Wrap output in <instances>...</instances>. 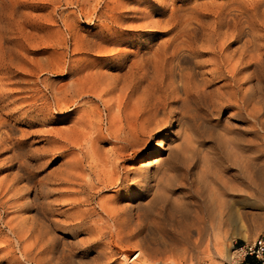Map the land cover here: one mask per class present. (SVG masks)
Here are the masks:
<instances>
[{"label": "rangeland", "instance_id": "obj_1", "mask_svg": "<svg viewBox=\"0 0 264 264\" xmlns=\"http://www.w3.org/2000/svg\"><path fill=\"white\" fill-rule=\"evenodd\" d=\"M252 1L255 0H0V95L12 96L0 98V203L5 204L0 207V264H25L20 258L18 247L14 246L15 242L9 247L1 245L4 239L2 237L6 234L12 236V242L16 241L5 222L10 218L15 219L13 224H16L30 218L33 212L30 211L32 202H36V206L41 210L45 204L41 190L47 184L50 187L48 199L53 203V211L49 216L53 212L51 218H59V224L62 222L60 227H55V234L58 236L55 249L61 257L60 264H123L120 254L131 255L140 244L159 246L162 241L181 238L179 235L185 223L197 220L198 217L203 218V240L197 249L187 247L189 260L183 264H230L231 243L234 240H250L264 232V181L261 184L262 192L255 183L259 172L263 171L264 175V54L245 52L243 42L252 39L249 33V22L252 18L248 14L251 13ZM143 15H149L151 18H143ZM206 20L208 22H205ZM218 23H221V28ZM194 29L200 33L190 40L189 47L186 45L189 39L185 32ZM213 29L218 30L221 35L215 38L216 36L212 35ZM228 29H236L235 34ZM178 31L180 32L177 35ZM178 45L180 47H177ZM155 48L157 49L154 50ZM158 50L161 52L158 53ZM141 53L142 56L187 55L182 59L181 65L194 73L199 88L202 87L198 94H193L194 97L188 101L186 106L189 105V109L185 107L186 121L179 122L175 134H169L167 128L164 132L154 131L153 136L147 140V145L152 147L158 146L157 142L161 137H166L178 155H172L170 151L162 152L157 155L159 160L154 166L145 168L144 163L155 157L148 158L147 152L142 150L140 154L136 153L131 159L120 164L119 171L122 175L127 174L123 176L128 183L122 190L100 184L90 189V193H79L76 191L79 189L78 185L63 182L58 178L65 176L69 171H73L82 179L85 176L84 179L89 182L104 177L108 168L103 161L113 144L105 141L95 147L93 143H89V138L92 126L99 120L98 117H105V106L96 98H85L79 100V106L76 105L71 110L56 109L55 106L49 105L50 102L55 104L53 90L57 87L65 89L72 83V78L78 77L77 65H82L83 73L87 75L95 72V65L101 62L102 56H130L134 59L135 56H141ZM188 56H191L190 60ZM220 57L222 60H219ZM192 60L193 62H189ZM106 65L102 71L111 77L121 75L127 69L114 68L115 63L112 61ZM216 67H219L218 71L215 70ZM203 72L205 75H202ZM197 75L200 78H197ZM237 79L241 81L237 82ZM44 84L48 85V90L44 88ZM245 92L249 93V101L244 105L241 98ZM112 96L114 95H106L105 99ZM237 101L239 103H236ZM93 105L95 112L90 118L87 111L91 110ZM212 105L215 108H212ZM83 111H86L88 116ZM187 112L191 114V118ZM63 133L66 135L65 139ZM71 133H76L73 138ZM68 136L72 138L68 141L71 142L70 145L65 143ZM75 136L78 140L83 137L81 142L79 141L80 144ZM54 138L56 140H53ZM74 142L78 143V146L75 147ZM102 158L104 159L101 160ZM139 168H142L141 173L151 181L149 186L152 192H148L150 195L144 194L133 184L132 177L136 176ZM248 169L252 170L254 181L250 190L247 182L250 181ZM18 174L23 178L15 187H23V191L16 195L15 190H8V185L14 182L13 177ZM222 177L224 182L229 181L224 183ZM174 179H177L178 183L175 184ZM171 182L175 187L170 186ZM211 183H217V187L226 193L225 198L223 197L224 203L219 206L221 209L214 208L215 205H209L205 201L210 186H214ZM130 186L134 187L136 194L129 195ZM233 186L237 188L234 189ZM217 187L215 185L214 188L218 189ZM231 187L235 193L233 190L230 192L228 188ZM165 189L170 193V197L164 196ZM176 194L182 196L181 200L185 198L183 201L187 202V210L172 208ZM154 195L158 197L155 201ZM177 195L175 197L181 198ZM99 205H104L108 211L127 209L129 213L133 212L131 214L136 221L142 220L141 230L122 232L119 236L113 234L108 238L98 237L93 232L95 230H71L69 223L73 216L87 208L94 207L99 210ZM25 238L23 246H28L34 239L31 236ZM219 249L225 258L217 255Z\"/></svg>", "mask_w": 264, "mask_h": 264}, {"label": "bare ground", "instance_id": "obj_2", "mask_svg": "<svg viewBox=\"0 0 264 264\" xmlns=\"http://www.w3.org/2000/svg\"><path fill=\"white\" fill-rule=\"evenodd\" d=\"M263 4H264L263 0H255L251 4V6H252L251 7V13H248L247 12L251 16V18H252V20L249 22L250 23V25H249V31L250 32L249 33H250V36H252V39H250L248 42H245V41H243V42L245 43V46L244 47H246L245 52L248 51L250 54L251 53L256 54L258 52H262V54H264L263 53L264 52V9L261 8V6H263ZM247 7H250V6H247ZM171 11L172 10H170V12ZM226 11L228 13V10H226ZM232 11L234 12V9ZM172 13H173V11H172ZM148 14H150V13H148ZM144 17L146 18V17H150V16L149 15L148 16H144L143 15V18ZM173 17H175V16H173ZM239 17H238V19H239ZM231 18L232 17H230V19ZM250 19H248V20H250ZM218 20H216V21H218ZM158 21H160V20H158ZM241 21H243V20H241ZM205 22H208V21L206 20ZM192 23H194V22H192ZM158 24H160V23H158ZM167 24H169V23H167ZM218 25H219L220 28L222 27L221 23H218ZM227 26H225V27H227ZM243 26L245 27V25H243ZM234 28H237V27H234ZM188 29H190V28H188ZM223 29H225V28H223ZM196 30L194 29L193 31H186L185 32V34H187L186 36L189 39L188 44H186V45H189V47L191 45V43H190L191 41L190 40H192L193 38H196L197 34L200 33V32L197 33ZM228 30H231V29H228ZM212 31H213V34L212 35L214 37L216 36L215 38H217V35H218V37H219V35H221L218 32V30L216 31V29H213ZM234 31H232V32L234 33ZM179 32L180 31H178L177 35L179 34ZM203 32H205V31H203ZM181 33H183V31ZM224 34H226V33H224ZM227 34H228V32H227ZM201 36H200V38H201ZM240 37H242V35ZM227 38H228V36H227ZM248 38H246V39L248 40ZM210 39H208V40L210 41ZM170 40H171V38H170ZM174 40L175 39H173V41ZM194 41H195V39H194ZM225 41H226V39H225ZM197 42H198V40H197ZM214 42H215V40H214ZM185 43H187V41H185ZM208 43H206V44L208 45ZM160 44H161V42H160ZM158 45H159V43H158ZM168 45H169V43H168ZM214 45H216V44L214 43ZM175 46H173V47L175 48ZM200 46H202V45H200ZM165 47H167V46H165ZM177 47H180V46L178 45ZM185 47L187 49H189V47H187V46H185ZM239 47L242 48L241 46H239ZM156 49L157 48H155L154 50H156ZM164 49H166V48H164ZM181 49H182V47H181ZM193 50H195V49H192V51ZM222 50H220V51H222ZM162 51H163V49H162ZM173 51H175V50H173ZM237 51H238V48H237ZM237 51L235 53H237ZM160 52L161 51H159L158 53H160ZM166 52H168V51H166ZM166 52H163V53L167 54ZM178 52H180V51H178ZM181 52H182V50H181ZM145 53H146V51H145ZM154 53H156V52H154ZM182 53H184V51ZM124 54H126V53H124ZM258 54H260V53H258ZM175 55H176V52H175ZM175 55L174 56H168V55L167 56H159V55H157V56H147V55L146 56H142V53H141V56H135L136 58H134V59H131L130 56H118L117 58H115V56H114V58L112 56H102L101 57L102 58L101 62L99 61L95 65L97 67V69L95 70V72H92L91 74L89 73V74L86 75L85 73H83L84 67L82 65H80V66L77 65L76 75H78V77L76 76V78H74V79L72 78V81H71L72 83L70 82L71 84L68 87H66L65 89L64 88L63 89H57L58 87L57 88L54 87L55 89L53 90V95L52 96H53V99L55 101L54 102L55 104H53V102H50L51 104H49V105L55 106L56 109H60V110L70 109L71 110L72 107L74 108V106L78 105L79 100H82V99H85V98H91V99L92 98H96L97 100L103 102V104L105 106V117H102V119H101L100 118L101 115H100V117H98L99 118L98 122L96 121V125H94L95 127L91 125L93 127V129H91L92 132H91V136L89 138V143L90 142L93 143L95 147L96 146H100L101 144L99 145V143L105 142V141H108V142L110 141L113 144V146L106 153L107 158L106 159H104V158L101 159V160L104 159L103 162L105 164V167L108 168V169H106L107 171L105 170L104 177H101L99 180H96V181H95V179H94V181L93 180H90L91 182H89V180L86 181L84 179L85 176H83V179H82V178L78 177V175L76 173H73V171L72 172L69 171V172H67V174L65 176L59 177L58 180H61L63 182L69 183V184H73V185L76 184V185H78L79 186V189L76 190V191H78L79 193H90V191H89L90 189L92 190V188L94 189L95 186L100 185V184L101 185H106V187L107 186L118 187V188H120L122 190L124 187H126V184H128V183H127L126 178L123 176L126 173H123V175H122L120 173V171H119V166L125 160L131 159L134 154L139 153V152H141L143 150V151L147 152L148 158L155 157L152 160L148 161L147 163H144L145 168H149L152 165L154 166V164L157 163V161L159 160L158 158H156L157 155L158 154H161L162 152H166L167 153V152L170 151L169 153H172V155L173 154L174 155L175 154L178 155V152H176V150H174V149L171 148V143L166 140V137H161L158 140V142H157L158 143V146H152L151 145L152 147H149V145H147V140H149L153 136L152 133L154 131L164 132L165 129L169 128V134H175V132H176V129L175 128L177 127V125L179 124L180 121L184 120L185 111H186L185 110V107L188 108V106H189V105L186 106L187 103H189L188 101L190 100L191 97H194L193 94H195L196 92L198 94V90L200 89L199 88V85H198V83L196 81V77H195L194 73H192L189 70H187L184 65L183 66L181 65L182 59H185L187 55L186 54H185L186 56H182V55L181 56H175ZM192 57H194V56H192ZM221 57H222V55H221ZM221 57L219 58V60L221 59ZM190 58H191V56L189 57V60H190ZM192 59H195V58H192ZM240 59H241V57H240ZM199 60H200V58H199ZM111 61L115 63V67L114 68H116V69H125V68H127L126 71L123 72L121 75H117L116 74V76H112V77L111 76H108V75L106 76L104 74L105 71L103 72L102 71V68L105 67V66H107L106 64L110 63ZM189 62H193V60L192 61H189ZM197 62H199V61H197ZM230 62H231V60H230ZM241 62H244V61L241 60ZM187 63L188 62H186V64ZM212 63H213V61H212ZM252 63H254V62H252ZM76 64H79V63H76ZM221 64H222V62H221ZM224 64H226V63L224 62ZM258 64H259V62H258ZM262 64H263V62H262ZM193 66H194V64H193ZM221 68H222V66H221ZM218 69H219V67H216L215 70L218 71ZM241 71H240V73H241ZM89 72H90V69H89ZM234 73H236V72H234ZM202 75H205V72H203ZM222 75H223V73H222ZM240 77H238V78H240ZM249 77L250 76H248L247 78L249 79ZM197 78H200V77H198V75H197ZM242 78H241V80H242ZM245 78H246V76H245ZM238 80L239 79H237V82H238ZM241 80H239V82ZM253 80H254V78H253ZM246 81H248V80H246ZM205 82H207V80ZM50 83H52V82H50ZM251 83H252V81H251ZM53 86H51V88ZM1 88H2V86H1ZM44 88H46L47 90L49 89V87H48L47 84H44ZM201 89H202V87H201ZM206 92H208V90H206ZM234 92H235V90L233 91V95H234ZM236 93H238V92H236ZM109 94H112L114 96H112L110 99H105V96L106 95H109ZM6 95H7L8 98H12V96L10 94H6ZM6 95L1 94L0 95V98L3 99ZM206 96H207V94H206ZM219 96L221 98V95H219ZM229 96L231 97V95H229ZM248 96H249V93H246L245 92V94L241 98V103L243 102L244 105H245L247 103ZM235 97H237V96H235ZM201 99H203V98H201ZM194 100H192V101H194ZM220 100H222V99H220ZM84 101H86V100H84ZM223 101H225V98L223 99ZM228 101H229V99H228ZM202 103H203V101H202ZM225 103H226V101H225ZM236 103H239V102L237 101ZM46 104H47V102H46ZM197 104L195 103V105H197ZM216 104H214V105L216 106ZM251 105H253V104H251ZM251 105H250V107H251ZM247 106H248V104H247ZM205 107H207V106H205ZM220 107L221 106H219V108ZM93 108H94V105L92 106V109L91 110L88 109L89 111H87V113L89 114L90 118H91V115L93 114V112H95ZM212 108H215V107H213V105H212ZM246 108L248 109V107H246ZM192 109H193V107H192ZM215 111H217V109ZM248 112H246V113H248ZM83 113H85L88 116V114L86 113V111L85 112L83 111ZM187 113H188L187 114L188 117H190L191 114H189V112H187ZM248 114H251V113H248ZM95 115H97V113ZM90 118H88V119L90 120ZM93 118L96 119V117H93ZM85 121H86V119H85ZM88 121H87V123L90 122V121L89 122ZM94 121H93V123L95 124ZM184 121H186V120H184ZM91 122H92V120H91ZM87 123H85V124L86 125H89ZM184 123H186V122H184ZM78 125H80V123H78ZM69 132L67 133L68 135H69ZM76 133H77V130H76ZM76 133H73V134H76ZM73 134H72V138L74 136ZM61 135H59V136L62 137ZM65 136L66 135L64 134V139L66 138ZM76 136H75V139H77ZM68 138H70V139H68ZM72 138L70 136H68L67 139L65 140V143L68 142L69 140H72ZM81 138H83V137H81ZM81 138L79 140L77 139V141H78L79 144L81 142L80 141ZM53 140H56V139L54 138ZM75 142H76V140H75ZM56 143H58V142L56 141ZM78 143H75L74 146L76 147V145ZM70 144H71V142H68V145H70ZM166 146H167V148L165 149ZM62 147H64V146H61V148ZM84 147L87 148L86 146H84ZM95 147L93 149H95ZM61 154H63V152ZM92 154H93V152H92ZM81 156H83V155H81ZM82 158H84V156ZM82 161H84V160H82ZM75 162H73V163H75ZM66 163H68V162H66ZM100 164L102 165L103 163H100ZM78 165H80V164L78 163ZM249 165H251V164H249ZM67 166H68V164H67ZM80 166H82V165H80ZM80 166H78V167L80 168ZM22 167H24V166H22ZM87 167H89V166H87ZM247 168H249V167H247ZM74 170H75V168H74ZM141 170H142V168H139L137 170V172H136V176H134V178L132 177L133 184L136 185L137 187H139L138 189H140L144 194H147L148 192L151 191L150 190V186H149L151 184V181L148 180V176H145L144 174L141 173ZM17 171H20V170H17ZM21 171H22V169H21ZM251 171H252L251 169H248V172H250L249 173L250 176L248 175L249 178H250V181L247 178V180H248L247 182H249L248 183L249 185L245 183L246 186L247 185L249 186L248 187L249 188L248 190L251 189V184L254 183V181L252 179L253 178V175H252ZM164 172H163V174H164ZM167 172H168V170H167ZM202 172H203V170H202ZM246 172L247 171H245V173ZM168 176L170 177V175H168ZM169 177H167V178H169ZM177 177H179V176H177ZM177 177H175V178H177ZM182 177H183V175H182ZM13 178L14 179L12 181H14V182H12L11 184L8 185V190H10V189L15 190L16 191L15 192L16 195L22 193V191H23L22 188L23 187L20 188V189H16L15 186H16V184L18 182L21 181V179L23 178V176L18 174L16 177H13ZM221 179L223 180V177ZM221 179H220V182L222 181ZM173 181L175 182V184L178 183V180L177 179H174ZM228 181H225V182L227 183ZM263 181H264V175H263V171H261V172H259V175H258V177H257V179L255 181L256 187L259 189V191L261 190L260 192H262V185L261 184H262ZM223 182H224V180H223ZM172 183L173 182H171V184H170L171 187L174 186V184L172 185ZM182 183H184V182H182ZM217 183L215 184L216 187L218 186ZM47 185L45 187H42V190H41V194L45 198V204L42 206V209L41 210H39L38 206H36V202L35 203L32 202V203H30V211L31 212L33 211V212H32V216L30 218H28V219L26 218V219H24V221L22 220V221L16 222V224H13V221H15V219H10V218L7 219L6 222H5L6 225L8 226V229L10 230L11 234L13 235V237L15 238L16 241H13L12 242V240H11V237L12 236L10 237L8 234H6V235H4L2 237L4 239H3V241H1V245L4 246V247H9V246H13V244L15 242L14 246L16 245L18 247V250H19V253H20L19 255L21 256L20 258H22L21 260L25 261V264H60V262H61V257H60V255L58 254V252L55 249V248H57V247H55V243L58 240V236H57V234H55V230H57V229H55V227H57L60 224H62V222L59 224L58 223V219L59 218L58 219L56 218L57 220L56 219H53L54 217L51 218L53 212H52L51 216H49L50 215V212L53 211V203L51 201H49V199H48V196H49L48 193L50 191V187H48L49 185L48 186ZM156 185H157V182H156ZM211 185H212V183H211ZM213 185H214V183H213ZM215 185L213 187H211L210 184H209L210 188L208 190V196L206 197L207 200H205V201H207V203L209 205H212V206L215 205L214 208L221 209L219 206H221L224 203L225 200L223 199V197L226 195V193H225V191H221L219 189L220 187H217L218 189L214 188ZM221 185L223 186V183ZM179 186H181V185H179ZM17 188H19V187H17ZM162 188H163V185H162ZM235 188H237V187H234V189ZM75 189H77V187ZM75 189H73V190H75ZM166 189L163 192V194H164V196L166 195L165 197L167 198V197H170V193L167 192ZM172 189H171V191H172ZM228 189H230V192H231V190L234 191V189L232 187L231 188H228ZM239 190L240 189H238V191ZM128 191H130L129 192V195H132V194H136L137 193L136 191H134V187L133 186H130V189ZM226 191H227V189H226ZM247 192L249 194H251L250 191H247ZM69 193H70V191H69ZM234 193H235V191H234ZM144 194L140 193V195H144ZM158 195H160V194H158ZM175 196L174 197L172 196L174 198V200L172 201L173 202L172 203L173 204V207L172 208H175L176 207L175 208L176 210L177 209L180 210L181 208L184 209L186 207V204H187L186 201H183L185 198L183 200H181L182 199V196H178L177 195L178 197H181V198H177ZM156 197H157V195L154 197V201H155ZM169 199H171V198H169ZM85 201H86V199H85ZM177 204H179V206ZM4 205H5L4 203H0V207H3ZM99 207H100L99 210L98 209H95L94 207H92V208H87L85 210H81V212H79L78 214L76 213L77 215L73 216L72 219H71L72 220L71 223H69L71 230H73V229L74 230L88 229V230H90V232L93 231V230H95L93 232H95L98 237L101 236V237H104V238H106V237L108 238V237L112 236L113 234H115L116 236H119L122 232H127L128 233L130 231L132 232V231L141 230L142 223L140 221H142V220L136 221V219L134 218L133 214H131L133 212L129 213L127 209H123V210L122 209H119L120 211H114V210L113 211L112 210L111 211H108L107 208L104 205H99ZM185 210H187V209L185 208ZM220 216H222V215L220 214ZM0 218H1V216H0ZM202 223H203V218L198 217L197 220H194L192 222H187V224L185 223V225L183 226V230H182V232L179 235L181 238H178V239H174L173 238V239H171L169 241H162L159 246H151L150 244H140L139 246L137 245V248L138 249L135 250V252L133 254H131V255H125V254L122 253V254H120V258L122 259L123 264H183L184 262H187L189 260L188 259L189 256L187 255V247H190L192 249H197V246L203 240V234H202L203 226H202ZM65 226L66 225L64 223V227ZM63 230H65V229H63ZM1 236H2V233H0V238H1ZM26 236L28 238L31 236L34 239H33L32 243H30L28 246H23V243H24V241L26 239L25 238ZM195 236H197V237H195ZM247 240H249V238H247ZM84 241H86V240H84ZM100 242H102V240ZM84 243H83V245H85ZM78 244H79V242H78ZM7 251L8 250H6V252ZM8 253H10V252L8 251ZM231 254H232V252H231ZM231 254H230V261H229L230 263H231ZM175 255H177V256H175ZM217 255L219 257H223V258L226 257L223 254V252H222L221 249L218 250ZM15 258H17V257L15 256ZM20 262H22V261H20Z\"/></svg>", "mask_w": 264, "mask_h": 264}, {"label": "built area", "instance_id": "obj_3", "mask_svg": "<svg viewBox=\"0 0 264 264\" xmlns=\"http://www.w3.org/2000/svg\"><path fill=\"white\" fill-rule=\"evenodd\" d=\"M230 264H264V232L250 240L231 243Z\"/></svg>", "mask_w": 264, "mask_h": 264}]
</instances>
